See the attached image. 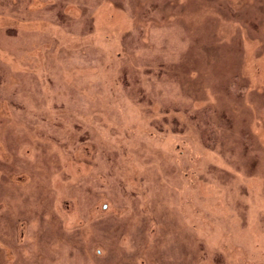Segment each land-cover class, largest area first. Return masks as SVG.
<instances>
[{"label": "rangeland", "instance_id": "rangeland-1", "mask_svg": "<svg viewBox=\"0 0 264 264\" xmlns=\"http://www.w3.org/2000/svg\"><path fill=\"white\" fill-rule=\"evenodd\" d=\"M0 264H264V0H0Z\"/></svg>", "mask_w": 264, "mask_h": 264}]
</instances>
